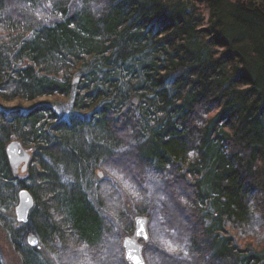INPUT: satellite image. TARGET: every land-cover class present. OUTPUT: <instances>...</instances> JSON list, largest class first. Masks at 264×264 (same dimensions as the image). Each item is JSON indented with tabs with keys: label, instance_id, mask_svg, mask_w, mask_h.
Returning <instances> with one entry per match:
<instances>
[{
	"label": "trees",
	"instance_id": "16d2710c",
	"mask_svg": "<svg viewBox=\"0 0 264 264\" xmlns=\"http://www.w3.org/2000/svg\"><path fill=\"white\" fill-rule=\"evenodd\" d=\"M45 96L66 101L0 104L19 264H126L135 215L146 264H264V0H0V99Z\"/></svg>",
	"mask_w": 264,
	"mask_h": 264
},
{
	"label": "water",
	"instance_id": "95a60500",
	"mask_svg": "<svg viewBox=\"0 0 264 264\" xmlns=\"http://www.w3.org/2000/svg\"><path fill=\"white\" fill-rule=\"evenodd\" d=\"M78 80L75 77L72 83ZM133 103L137 102V98H132ZM5 153L9 162L11 171L14 174H23L27 170L31 151L27 150L22 143L13 139L5 146ZM102 172L98 171V177H102ZM34 206V198L26 188H22L17 193V203L14 207V216L18 223H26L29 213ZM134 228L132 234L126 235L122 239V248L126 264H146L143 256V243L149 241L148 233V217L146 215H135L133 218ZM28 244L31 246L37 245V238L34 235H28Z\"/></svg>",
	"mask_w": 264,
	"mask_h": 264
},
{
	"label": "rangeland",
	"instance_id": "374dc122",
	"mask_svg": "<svg viewBox=\"0 0 264 264\" xmlns=\"http://www.w3.org/2000/svg\"><path fill=\"white\" fill-rule=\"evenodd\" d=\"M55 101L59 100L60 102H65L66 99L63 96H45L39 99H36V101H26V100H13V101H4L0 99V104L7 107L12 106H21V107H29L33 105L35 102L38 101ZM29 151H32L31 147L26 148ZM119 194L121 198L126 202L127 206L130 207V204L128 203L129 198L127 193L125 192L124 188L118 186ZM128 199V200H127ZM129 209V208H128ZM149 221L147 224L149 238H151L150 230H149ZM150 240V239H149ZM38 244V243H37ZM48 264H58L54 257H47ZM0 260L2 264H19L20 259L18 255L13 251L12 247L10 246L8 239L3 232V230L0 227Z\"/></svg>",
	"mask_w": 264,
	"mask_h": 264
}]
</instances>
